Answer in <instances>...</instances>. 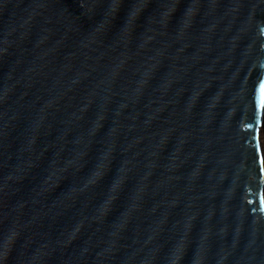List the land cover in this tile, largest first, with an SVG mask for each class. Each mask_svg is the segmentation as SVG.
<instances>
[{"label": "water", "instance_id": "1", "mask_svg": "<svg viewBox=\"0 0 264 264\" xmlns=\"http://www.w3.org/2000/svg\"><path fill=\"white\" fill-rule=\"evenodd\" d=\"M264 0H0V264H264Z\"/></svg>", "mask_w": 264, "mask_h": 264}, {"label": "bare ground", "instance_id": "2", "mask_svg": "<svg viewBox=\"0 0 264 264\" xmlns=\"http://www.w3.org/2000/svg\"><path fill=\"white\" fill-rule=\"evenodd\" d=\"M263 138H264V132H263Z\"/></svg>", "mask_w": 264, "mask_h": 264}]
</instances>
